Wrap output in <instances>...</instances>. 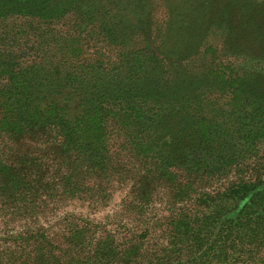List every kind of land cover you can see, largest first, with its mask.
Masks as SVG:
<instances>
[{
    "label": "trees",
    "instance_id": "obj_1",
    "mask_svg": "<svg viewBox=\"0 0 264 264\" xmlns=\"http://www.w3.org/2000/svg\"><path fill=\"white\" fill-rule=\"evenodd\" d=\"M227 1L244 18V0ZM152 12L151 0H0V18L70 17L79 31L101 18L104 38L142 40L132 47L136 70L106 86L75 70L23 65L0 47V228L17 227L0 263L17 264L22 248L33 264H264V94L249 91L247 76L215 72L205 79L227 92L229 107L244 96L242 129L234 111L220 120L212 101L203 112L202 78L182 72L184 83L168 86V66L199 52L215 16L171 10L155 32ZM249 27L257 36L261 27ZM115 103L136 129L119 150L107 135ZM126 177L117 215L66 212L39 223L70 200L105 205Z\"/></svg>",
    "mask_w": 264,
    "mask_h": 264
},
{
    "label": "rangeland",
    "instance_id": "obj_2",
    "mask_svg": "<svg viewBox=\"0 0 264 264\" xmlns=\"http://www.w3.org/2000/svg\"><path fill=\"white\" fill-rule=\"evenodd\" d=\"M151 1L155 32H161L164 29L165 22L168 21V13L171 10L187 14L194 10L204 9V13L208 15L209 19L215 16L199 52L182 62L181 66L169 64L168 71L171 72L169 78H172V83L168 86H175L174 84H180V82L183 84L185 80L183 73L191 78L194 76L202 78V82L196 84L199 87L197 92L200 94V107L204 110L202 111L208 112L207 108L210 106H207V102L212 101L211 107H215V113L220 120L226 119L228 114L234 111L230 118L235 120L238 116V120H235L236 127L242 129L241 123L244 120L246 104L244 96L239 95L238 106L229 107L231 103L227 92L221 91L220 86L212 87L213 83L205 78L208 77L209 80H212V74L219 71L225 72V74L236 73L242 79L247 76L244 80L251 93L264 94V0H244L242 3L244 18L238 15V8H228L227 0L216 2V4L218 2L223 4V11L217 17V10L212 7L214 0ZM250 21L261 27L256 31L257 36L255 34L252 36L253 30L249 27ZM245 22H247V26L243 25ZM100 23L101 18H98L95 27H87L79 31L76 22L70 17L52 21L22 16L0 18V47L5 53L16 56L17 61L23 65L34 64L60 71L75 70L88 76L95 85L106 86L112 80H118L121 74L129 76L136 70L138 63L135 60L136 55L134 52L132 53V47L141 46L142 40L138 36L113 40L108 37L104 38L100 29L97 28ZM257 38L262 40L261 43ZM123 52H128L129 55L125 56ZM142 66H146V63ZM250 73L254 76V80L248 83L250 78L248 74ZM221 103L223 105L220 106ZM217 106L220 107L217 108ZM106 116L107 123L110 124L107 128L108 143L112 145L110 149L119 150V145L129 138L127 132H136L135 125H132L133 120L127 117L126 110L121 109L117 103L109 106ZM119 117L123 119L119 120ZM124 120L129 122L125 131L124 127L120 130L119 126V124H123ZM167 127L169 128L168 125ZM121 131L123 132L120 133ZM130 161L131 158L128 159V162ZM127 186L128 177L119 184L113 183L110 190H107L110 192V198L108 201L106 200L105 205H94L96 207L90 205L89 207L86 203L70 200L63 203L57 210L46 211L40 215L38 221L43 225L52 224L55 214L62 215L66 212L89 216L94 220H100L105 216L113 217L119 213V203ZM14 230L3 234L0 228V252L2 250L11 251L6 248L9 247V236L16 234ZM5 238L6 240H4ZM25 252L29 251H24L22 248L15 249L16 256L22 254V260L20 258L17 264H22L23 260L25 264H33V259L30 258L33 253L31 252L27 257ZM6 261L3 258L0 264H5Z\"/></svg>",
    "mask_w": 264,
    "mask_h": 264
}]
</instances>
